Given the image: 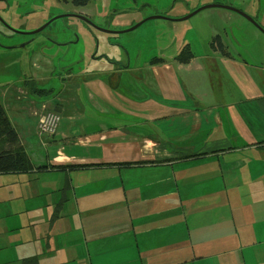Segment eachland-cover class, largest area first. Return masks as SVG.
I'll return each instance as SVG.
<instances>
[{"label":"crops","instance_id":"obj_1","mask_svg":"<svg viewBox=\"0 0 264 264\" xmlns=\"http://www.w3.org/2000/svg\"><path fill=\"white\" fill-rule=\"evenodd\" d=\"M255 33L250 30L251 37ZM259 35L246 61L231 54L236 45L228 39L222 51L208 42L219 55L193 54L186 64L177 55L153 64L158 58L149 60L141 41L121 40L103 58L96 53L84 74L68 64L54 70L58 76L42 72L31 79L24 71L18 84L27 92L17 88V94L44 102L39 110L31 99L29 108L13 103L15 109L3 108L12 119L14 110L30 119L41 145L37 158L27 138L21 143L31 162L104 166L0 175V188L9 195L13 184L20 195L11 198L21 200L3 231L0 264H264V36ZM13 54L11 61L19 65L23 53ZM144 73L154 98L144 93ZM225 76L230 85L213 91L214 80ZM31 83L50 93L39 96ZM69 86L80 105L75 109L57 100ZM0 90L6 98L8 90ZM45 108L62 122L56 136L41 140L28 113L35 117ZM160 121H166V132ZM147 124L152 137L143 134Z\"/></svg>","mask_w":264,"mask_h":264},{"label":"rangeland","instance_id":"obj_2","mask_svg":"<svg viewBox=\"0 0 264 264\" xmlns=\"http://www.w3.org/2000/svg\"><path fill=\"white\" fill-rule=\"evenodd\" d=\"M262 1L264 3V0ZM92 2L94 7L101 11L100 14L98 11L95 13L97 15V19H94V21H96V23L100 26H104L106 23L104 14H106V16H110L113 13L116 14L117 20L115 21V23H112V28L123 29L120 31H127L137 25L139 26L132 32H124L123 34L116 36H106L104 34H100L99 32H95V34L99 37L98 46L97 44L94 45L93 42H87L89 38L85 34V28L83 27L82 29L81 25L77 22V19L59 18L35 35H17L13 39V42L15 44H18L19 46L23 44L25 45V49L31 47L35 50H39L40 48L43 49V47L49 45L53 47L52 54H54L56 57L54 66L50 64L52 62L49 63L48 59L40 56V54L36 52L35 56L32 57L31 66H29L28 64H24L23 71H25V74L28 77H30L31 79H35L36 75L42 74V72H44L43 75H46L47 77H51V74H54L55 76L61 74L54 71H59V49H61L64 54H67L68 48L59 47V45L57 44L55 46L53 43L59 42V32H67V30H69V28L67 27L68 22H70V26H72L73 28L71 29L73 33L69 37L70 41L73 43L76 40V34L79 35L77 36V42L73 46H71L70 51L68 52L69 55L74 56V58L62 57L61 59L64 63L72 65V67L74 68L73 70L81 74L85 73V70L88 66L90 68L91 66H93L94 59L92 58L95 53H97L99 58H103L104 53L116 51L117 49L113 48L112 43L119 44L121 40H124L126 42H135L136 40L141 41L145 46L144 54L149 56V60L156 57L162 58L163 61H165V58H175V56L179 52V49L185 43L191 44L192 51L195 57H215L216 55H219V53H214L208 47V42L209 44L211 43L212 39L210 38L212 37L214 32H221L222 29H224L223 32L219 34L222 37V41L228 39L229 43H231L232 45L240 43L241 45L249 46L252 38L249 29L254 25L251 22L249 23L248 21L243 20V16H241V18L239 15H236L231 11L218 8H209L207 10L205 9L199 12L198 14L187 20H183V18H185L186 16L206 6H213L214 4H218L240 9L238 8V2H245L246 4H249V14H251L254 18H258L264 22V9L261 10L260 13L259 0H93ZM68 7L69 5H66L62 0H3V3H0V14L6 20L7 25L11 24L9 27V33H11V29H13L12 27L20 30L21 32L29 33L38 30L52 18L66 12L67 9L72 8V6H70L69 8ZM60 11L62 12L59 13ZM219 14L228 15L231 16V18H227ZM154 16H165L167 19L151 20L150 18ZM116 17L113 16V20ZM232 18L233 20H229ZM237 23L244 24L245 26H248V28L246 30H237L235 29ZM107 25H110V23L107 22ZM6 27L7 26L5 25V23L0 20V31L1 29H4V31H8ZM2 35L3 34H0V40L3 41L2 43L11 42L5 41ZM231 40L234 42H232ZM59 43L62 44L65 42ZM41 45L44 46L40 48L37 47ZM57 51L58 54L56 55ZM82 55H89L88 57L86 56V64H84V60L81 59ZM120 55L122 57H126L125 53L120 52ZM13 57V52L12 54H10L9 51L4 52V50L0 49V89L8 90L6 92V98L4 97L3 91L0 90V103L2 107L4 106V108L5 104L7 105L11 103L17 106H24L25 108H29L32 106L30 102L31 99L35 102L34 107L32 108L35 110H39L41 107V103L44 102V99H39V97L31 94H29L28 96L26 94L23 97L17 94V88H21V90L25 92L27 91L23 89V86L21 84L20 86L18 84L20 79L23 78V72L20 68V64L17 65L14 61H11ZM100 69H102V67H100ZM65 70L70 71V69ZM54 79H56V77ZM141 79V84L143 85L145 95L150 98H154V88L146 84L147 74L144 73L143 76H141ZM12 82L16 83L4 88V84ZM230 82L231 78H228L226 76L224 78H217L214 80V86L212 90L214 91L215 89H217L219 91L221 88L225 89L230 85ZM46 83L47 79L38 80L37 85L39 87H42ZM54 84L55 82H51V85ZM54 87L58 92L60 88H57L56 86ZM46 92L50 93L48 91ZM18 96L20 98L17 101L16 99ZM81 97L82 102L87 106L85 95L82 94ZM57 100L65 103L66 107L70 106L73 107V109H75V107H80L79 103H77L78 101L76 100L74 87L71 86L65 88L63 92H61V94L59 95V99L57 98ZM71 100L72 103H70ZM11 107L12 109H15L12 104ZM44 111L57 114L58 120L48 127L45 125L43 128V134L39 132L43 110L40 112H35V117H33L30 112L28 113L33 121L36 119V135L38 138H42L41 140H46V138H52L56 136L59 132L62 122V116L60 114L54 111H50L46 108ZM6 115L7 117L9 116L8 113H6ZM12 115L13 119L11 118L12 116H9L8 118H10L9 120H11L10 122L12 123L14 129L18 134L20 143L26 141L27 138L29 141V149L33 150V155L39 158L40 156L38 152H36V145L38 146V148H40L41 145L39 142H36L37 138L35 136V133L32 131V128H29V126L32 124L30 123V119L26 117L23 118V116L19 115L16 110L12 112ZM159 126L161 131L166 132V121H160ZM27 128H29L28 131ZM126 131L130 130L126 129ZM143 134L148 137H152L153 135H155L153 126L147 124V126L143 130ZM21 146L23 145L21 144ZM24 151L26 153L25 148ZM27 157L31 163L32 168L25 174L33 172L39 173L50 170L58 171V169L56 170L52 167H54L55 165L62 166L66 164H74L70 162H57L48 165H35L33 164V162H31L28 155ZM75 165H78V163ZM1 189L2 188H0V198L4 195L5 202L0 201V231H2V236H0V246L6 243V240L3 238V231L5 232L6 225L9 222V217L11 216V208H14L16 205L21 206L20 199L15 200L11 198L14 196V194L20 195L18 189H16L13 193V184L12 191L11 193H9V195L8 189L6 187L2 190ZM9 210L10 214L8 216ZM55 229L62 230L60 227H56Z\"/></svg>","mask_w":264,"mask_h":264},{"label":"flooded vegetation","instance_id":"obj_3","mask_svg":"<svg viewBox=\"0 0 264 264\" xmlns=\"http://www.w3.org/2000/svg\"><path fill=\"white\" fill-rule=\"evenodd\" d=\"M62 1L66 5H69V7L72 6V8H69L68 7L69 9H67L66 12H64V13H62V14L54 17V18H52L49 22H47L46 24L43 25V26H45L44 28H46L53 21H55V20H57L59 18L77 19V22L81 25L82 29L84 27L85 28V31L89 34V37H91L93 40H95V44L98 42V38H99L95 34V32H99L100 34H104L106 36H113V35L116 36V35H120V34H118V33H111V32H121L120 30H123V29L112 28V23L113 22L115 23V21L117 20V17H116V14L115 13L111 14L110 16H106V14H104V17H105V20H106V23H105L104 26H100L99 24H97L96 21H94V19H97V15L95 13L98 11L99 14H100L101 11H99L97 8L94 7L93 2H92L93 0H91L88 3V5H86L84 7L75 6V5H73L71 3L70 0H62ZM259 2L262 3L261 5L259 4L260 5V13H261V10L264 9V3H263L262 0H259ZM214 3H216V2H214ZM214 5L217 6V8H224V7L230 8L229 6H224V5H218V4H214ZM238 5H239L238 8H240V9H236V8H232L231 7L234 11L236 10L235 12H233V11H231V12L235 13L236 15H239L240 17L243 16V18L242 17L241 18L243 20H245V21H248L249 23H250V21L246 17H249V15H250L249 18L254 21V22H251L254 26H252L249 29V32H250V30H255L256 31L255 37H252L251 38V41H250V44H249L250 47L249 46H246V45H241L240 43H237L236 46H235V49H234V51L232 53V55L234 57H236V58L240 57V58H243L244 61H246L247 59H249L250 56H252L253 52H255V48H256V45L255 44H256V42H254V41L260 36L259 34H261L262 36H264V22L262 20L258 19V18H254L251 14H249V4H246L245 2H238ZM61 12L62 11H60L59 13H61ZM0 16H1V14H0ZM78 16H81L83 18L80 19V18H78ZM113 16L116 17L114 20L112 18ZM158 17H165V16H158ZM157 20H159V19H157ZM162 20H164V19H162ZM229 20H233V18L232 19H229ZM107 22L110 23V25H107ZM5 25L7 26L6 28L8 29V31H4V29L3 30L1 29L0 34L6 35V36H12V38L14 39L18 35V34H15L14 32L15 31H20V30H17L14 27H12L13 29H11V33H9V27H10L11 24H8V25L5 24ZM43 26H41L40 28H42ZM241 26H244V27H241ZM67 27L69 28V30H67V32H59V42H65V43H68L69 44L68 46H72L73 43H76L75 42L76 40L72 43L70 41V39H68V35L70 36L73 33V31L71 30L73 28H72V26H70V22H68ZM247 28H248V26H245L244 24L237 23L235 29H237V30H246ZM105 30L108 31V32H110V33H107ZM78 35L79 34H76V39H77V36ZM253 38H254V40H253ZM0 42L2 43L3 41L0 40ZM232 42H234V41H232ZM4 44L5 45H11V44H14V42H9V43H5L4 42ZM98 44H99V42H98ZM185 44H188V43H185ZM46 45H48V44H46ZM113 45L116 46V47H118L115 44H113ZM2 50H4V49H2ZM6 51L7 50H4V52H6ZM67 52H69V50ZM245 52H246V56H245ZM234 53H236V54H234ZM66 57L73 58V56L72 55H69V53L67 54ZM70 58H68V59H70ZM161 59L162 58L155 59L151 63L154 64L155 61L161 60ZM55 60H54V63L52 62L50 64L51 65H53V64L55 65V62H56ZM61 64H66V63H64L62 60H59V68L58 69H60V65ZM57 65H58V59H57ZM68 67H71V66L68 65ZM62 68L67 69L66 67H62ZM33 87L36 88L35 85ZM44 95H45V93H39V96H44Z\"/></svg>","mask_w":264,"mask_h":264},{"label":"trees","instance_id":"obj_4","mask_svg":"<svg viewBox=\"0 0 264 264\" xmlns=\"http://www.w3.org/2000/svg\"><path fill=\"white\" fill-rule=\"evenodd\" d=\"M71 3L78 7H84L88 5L91 0H70ZM223 9V8H218ZM207 10V9H206ZM227 10V9H224ZM230 11V10H227ZM231 27V26H230ZM244 27V26H241ZM222 29L221 32H223ZM212 35L211 41H215L219 45V49L222 51L225 46L222 43L221 34ZM210 41V40H209ZM214 42V43H215ZM193 51L189 44H184L178 54L177 61L181 64L188 63L193 58ZM31 91L39 93H47L46 91L34 88V83L31 84ZM104 166L103 164H66V165H55L53 169L58 171H80L88 168H95ZM106 166H114L113 164H107ZM130 166V165H127ZM32 168L31 163L24 151L23 146L19 141L18 134L12 126L9 118L6 115L4 108L0 103V175L2 174H21L30 171ZM49 169V168H48Z\"/></svg>","mask_w":264,"mask_h":264},{"label":"water","instance_id":"obj_5","mask_svg":"<svg viewBox=\"0 0 264 264\" xmlns=\"http://www.w3.org/2000/svg\"><path fill=\"white\" fill-rule=\"evenodd\" d=\"M3 3V0H0V3ZM8 7V6H7ZM209 8H217V6H215V5H213V6H206V7H203V8H201V9H199V10H197L196 12H194L193 14H191V15H189V16H187V17H185V18H183V20H187V19H189V18H191V17H193V16H195L196 14H198L199 12H201V11H203V10H205V9H209ZM223 9H227V10H230V11H233V12H235L231 7L230 8H228V7H224ZM78 18H80V19H82L83 17H81V16H78ZM250 22H254L253 20H251L249 17H246ZM151 20H157V19H164V20H166L167 18L166 17H158V16H154V17H151L150 18ZM0 20L1 21H3L5 24H7V22H6V20L2 17V16H0ZM139 25H137V26H135V27H133V28H131V29H129V30H127V31H121V32H111V33H118V34H123L124 32H132L133 30H135L137 27H138ZM44 27L45 26H43L42 28H40V29H38V30H36V31H33V32H29V33H24V32H20V31H15L14 33L15 34H18V35H25V34H27V35H35V34H37V33H39L40 31H42L43 29H44ZM106 31V30H105ZM107 33H110V32H108V31H106ZM2 37H3V39L5 40V41H11V42H13V38H12V36H6V35H2ZM59 43V42H58ZM58 43H53L55 46H56V44L57 45H59V47H67L68 48V43H62V44H58ZM97 44V46H98V43H96ZM45 48V50H43L42 48H40L39 50L38 49H33V48H31V47H29L28 49H25V45H21V46H19L18 44H11V45H5L4 43H1L0 42V49H4V50H7V51H9V52H17V51H21L23 54H22V58H21V61H20V65H21V70H22V72H24L23 71V69H24V64H28L29 66H31V60H32V57H34L35 56V54H36V52H38L39 54H40V56H42V57H44V58H46V59H48V61L49 62H54V60L56 59V57H55V55L54 54H52L51 53V51H53V47L52 46H46V47H44ZM96 49H97V47H96ZM58 54V51L56 52V55ZM67 54H68V52H67ZM67 54H64V52L61 50V49H59V60H62L61 58L62 57H66L67 56ZM94 55H96V53L94 54ZM94 55H93V57H94ZM58 59V58H57Z\"/></svg>","mask_w":264,"mask_h":264},{"label":"built area","instance_id":"obj_6","mask_svg":"<svg viewBox=\"0 0 264 264\" xmlns=\"http://www.w3.org/2000/svg\"><path fill=\"white\" fill-rule=\"evenodd\" d=\"M44 110H43V115L41 117V125H40V128H39V132L41 134H43V128H44L45 125L48 127V126H50L51 124L55 123L58 120L57 114H55L53 112H45Z\"/></svg>","mask_w":264,"mask_h":264}]
</instances>
